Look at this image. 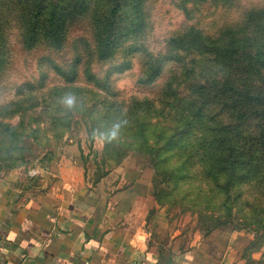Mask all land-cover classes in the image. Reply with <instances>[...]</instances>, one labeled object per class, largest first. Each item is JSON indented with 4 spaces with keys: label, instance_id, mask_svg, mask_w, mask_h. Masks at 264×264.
<instances>
[{
    "label": "rangeland",
    "instance_id": "1",
    "mask_svg": "<svg viewBox=\"0 0 264 264\" xmlns=\"http://www.w3.org/2000/svg\"><path fill=\"white\" fill-rule=\"evenodd\" d=\"M16 2L0 0L7 52L0 108L24 103L28 109L0 118L21 132L0 144V177L20 172L45 193L66 178L81 179L106 194L118 226L147 251H188L192 264H264V179L252 173L253 166L240 178L243 168L237 167L231 182L221 177L218 184L210 171L213 150L201 143L209 115L214 126L228 123L242 137L261 131V124L247 117L240 127L236 114L207 106L175 143L173 129L193 75L186 78V67L167 61L154 82L143 81L149 65L165 57L170 37L192 25L213 34L249 9L264 7V0H141L143 31L102 59L93 18L108 0H84L89 10L68 18L62 47L30 49L23 45L19 13L13 12ZM203 58L205 69L218 73L214 56ZM228 61L233 78H246L243 86L264 89V69L247 75L240 63ZM168 84L179 86L177 99L166 97ZM67 97L74 98L71 106ZM218 132L208 130L207 136Z\"/></svg>",
    "mask_w": 264,
    "mask_h": 264
},
{
    "label": "trees",
    "instance_id": "2",
    "mask_svg": "<svg viewBox=\"0 0 264 264\" xmlns=\"http://www.w3.org/2000/svg\"><path fill=\"white\" fill-rule=\"evenodd\" d=\"M140 1L108 0L107 7L104 3L99 7L101 12L93 18L94 40L99 58L112 57L128 38L143 31L145 21ZM15 7L17 10L13 12L19 13L23 45L27 49L40 44H48L53 48L62 47L68 18L89 10V5L84 0H17ZM2 26L0 21V69L7 57ZM210 55L214 56L213 62L219 68L218 73L211 74V71L205 69L203 57ZM229 59L240 63L241 72L247 75L264 69V7L249 9L239 22L225 26L213 34H207L203 29L192 25L182 33L170 37L165 57L149 65L143 79L146 83L154 82L167 61L174 62L178 69L186 67V78L193 75L190 95L185 100L181 99L185 102L184 109L173 129L172 141L175 143L196 126L197 117L207 106H220V112L229 110L230 114H236L240 127L249 121L244 122L247 117H252L253 121L261 124V131L242 137V131L235 134L228 123L214 126L211 115L208 116L205 124L207 132L201 143H206L207 149L213 150L212 157L215 160L210 171L216 175L214 180L218 184H222L221 177L229 179L228 183L231 182L236 176L237 167L243 168L240 178L245 177L253 166L252 173L259 172V176L264 179V167L260 166L264 163V89L243 86L246 78L239 81L242 74L239 79L233 78L230 73L233 62L228 61ZM178 87L168 84L166 97L177 99ZM188 107L191 111L186 113ZM27 109L24 103L4 106L0 108V118L7 113H25ZM129 114L132 117L135 111H130ZM135 124L145 126L146 123ZM18 127L0 120V144L5 142L6 137L20 135ZM215 129L219 132L208 137V130Z\"/></svg>",
    "mask_w": 264,
    "mask_h": 264
},
{
    "label": "crops",
    "instance_id": "3",
    "mask_svg": "<svg viewBox=\"0 0 264 264\" xmlns=\"http://www.w3.org/2000/svg\"><path fill=\"white\" fill-rule=\"evenodd\" d=\"M64 180L45 193L20 172L0 177V264H192L188 251H147L105 193Z\"/></svg>",
    "mask_w": 264,
    "mask_h": 264
},
{
    "label": "clouds",
    "instance_id": "4",
    "mask_svg": "<svg viewBox=\"0 0 264 264\" xmlns=\"http://www.w3.org/2000/svg\"><path fill=\"white\" fill-rule=\"evenodd\" d=\"M67 105L71 106L74 103L73 97H67L64 101ZM113 138L115 137V133L112 134Z\"/></svg>",
    "mask_w": 264,
    "mask_h": 264
}]
</instances>
